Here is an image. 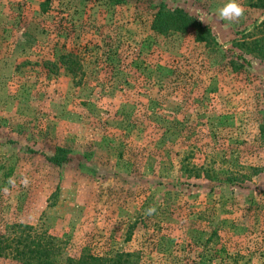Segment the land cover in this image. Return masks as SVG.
Wrapping results in <instances>:
<instances>
[{"label":"rangeland","instance_id":"1","mask_svg":"<svg viewBox=\"0 0 264 264\" xmlns=\"http://www.w3.org/2000/svg\"><path fill=\"white\" fill-rule=\"evenodd\" d=\"M43 1L0 0V230L46 231L59 264H264V60L229 65L264 5L229 22L228 0ZM161 4L216 43L152 30Z\"/></svg>","mask_w":264,"mask_h":264},{"label":"trees","instance_id":"2","mask_svg":"<svg viewBox=\"0 0 264 264\" xmlns=\"http://www.w3.org/2000/svg\"><path fill=\"white\" fill-rule=\"evenodd\" d=\"M114 5H119L128 0H109ZM49 0L41 4L45 10ZM254 6L264 5V0L253 3ZM151 29L160 34L171 31L186 33L194 31L195 41L205 45L215 44L216 39L209 26L203 24L194 15L188 13L182 7H167L164 4L156 7L152 13ZM232 55L240 58L243 63H237L235 59L229 61L234 68H243L249 65L248 55L264 60V18L256 25L255 34H246L244 37H236L232 40ZM73 62V61H71ZM64 149L58 148L50 156V160L59 165L65 160ZM202 172V171H201ZM200 174L199 168H194V176ZM5 230V231H4ZM52 236L46 231H38L31 224L13 223L11 226L0 230V260L10 257L22 264H59L52 255ZM63 264H130L129 253L115 251L114 253H94L83 249L77 256H69Z\"/></svg>","mask_w":264,"mask_h":264},{"label":"clouds","instance_id":"3","mask_svg":"<svg viewBox=\"0 0 264 264\" xmlns=\"http://www.w3.org/2000/svg\"><path fill=\"white\" fill-rule=\"evenodd\" d=\"M245 14V8L238 2V0H228V3H226L223 7H221L218 10V19L220 20H226L229 22H235L240 20L244 17ZM20 185L27 188L30 184V179L27 176H23L20 180ZM7 184L11 187L15 188L17 187V182L14 177H9ZM5 193H8L10 191L9 187H5L3 189ZM156 212L155 206H150L146 210V215H153Z\"/></svg>","mask_w":264,"mask_h":264}]
</instances>
